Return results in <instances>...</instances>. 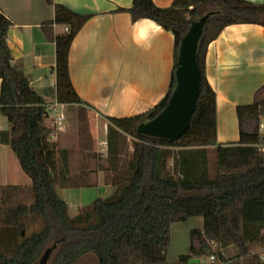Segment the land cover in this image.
<instances>
[{
  "label": "trees",
  "instance_id": "obj_1",
  "mask_svg": "<svg viewBox=\"0 0 264 264\" xmlns=\"http://www.w3.org/2000/svg\"><path fill=\"white\" fill-rule=\"evenodd\" d=\"M53 7L51 24L67 31L50 37L55 45V101L82 102L70 83V44L88 15ZM134 20H149L174 38V71L165 97L145 114L107 119L108 153L116 152L118 136L132 139L131 167L118 170L110 160L112 194L97 198L74 217L59 190L67 188V151L50 141L45 101L34 93L24 74L12 64L6 33L12 25L0 13V115L9 125L4 141L14 154L28 188L0 186V264H35L47 246L58 243L48 264H73L94 254L98 264H169L170 228L200 218L189 233V252L174 264H264V86L250 105L237 106V143H216V95L205 76L208 45L231 25L264 27V4L246 0H174L161 9L152 0H132ZM207 17L196 49L199 94L189 130L177 141L137 134L166 107L175 88L179 47L191 23ZM18 99L21 103H18ZM111 158V157H110ZM113 160V159H112ZM233 247V258L224 251ZM213 263L194 262L209 259ZM263 256V257H262Z\"/></svg>",
  "mask_w": 264,
  "mask_h": 264
},
{
  "label": "crops",
  "instance_id": "obj_2",
  "mask_svg": "<svg viewBox=\"0 0 264 264\" xmlns=\"http://www.w3.org/2000/svg\"><path fill=\"white\" fill-rule=\"evenodd\" d=\"M152 1L156 7L166 9L174 0ZM246 1L264 4V0ZM53 3L89 16L73 38L68 53L70 83L82 102L80 105L55 102V45L49 38L65 33V27L51 24L53 7L45 0H0V13L12 23L6 33L12 64L24 74L31 90L45 105L56 103L54 110L47 113L45 123L51 130L50 141L57 149L67 151L70 186L59 193L68 205L69 216L74 217L86 207L81 205L79 192L98 186L104 191L113 190L100 182L112 174L107 170L110 160L120 169V144L127 136L119 134L117 150L110 155L107 145L102 147L106 144L103 135L110 125L107 119L145 114L165 97L174 71V38L149 20H134L130 14L117 11L129 9L132 0ZM205 76L216 95V143H237L235 109L252 104L255 92L264 86V27L237 24L224 28L207 47ZM5 120L0 115V186L10 185L7 181L13 180L28 188L30 180L4 143L8 128ZM79 128L83 130L79 132ZM126 141L129 143V138ZM128 151L132 154V143ZM91 160H100L101 164L89 169L86 161ZM89 179L93 181L88 183Z\"/></svg>",
  "mask_w": 264,
  "mask_h": 264
},
{
  "label": "water",
  "instance_id": "obj_3",
  "mask_svg": "<svg viewBox=\"0 0 264 264\" xmlns=\"http://www.w3.org/2000/svg\"><path fill=\"white\" fill-rule=\"evenodd\" d=\"M206 19L193 21L181 41L174 73L176 84L165 109L153 120L138 126L137 134L177 141L189 130L200 83L195 55ZM18 103H21L19 99ZM57 244L47 246L35 264H48Z\"/></svg>",
  "mask_w": 264,
  "mask_h": 264
},
{
  "label": "rangeland",
  "instance_id": "obj_4",
  "mask_svg": "<svg viewBox=\"0 0 264 264\" xmlns=\"http://www.w3.org/2000/svg\"><path fill=\"white\" fill-rule=\"evenodd\" d=\"M44 1V0H43ZM43 5L44 2H43ZM44 7V6H43ZM7 129L5 128V135L6 140L9 139V125L5 120ZM83 130L79 128V132ZM86 130V128H85ZM103 134V133H102ZM129 137H124L123 141L121 142L122 147V158L120 164V171L127 172L130 169L131 163V154L128 151L129 144L132 143V139L129 138V143L126 141ZM102 140L106 142V135H103ZM106 148V144L102 146ZM109 161V160H108ZM115 162L114 160H111ZM89 169H95L96 165L101 164L100 160H91L86 161ZM112 175V174H111ZM111 175L106 176L100 183L101 185L111 186ZM9 177V176H8ZM12 177V176H11ZM1 178V176H0ZM10 178V177H9ZM93 179H89L87 182L91 183ZM8 184H14V186H19L21 183L19 181L8 180ZM113 190L111 191H104V188L98 186L97 188L85 189L79 192V200L82 206L90 205L95 198H107L112 194ZM81 195V197H80ZM87 200V203H86ZM202 220L200 218L191 219L185 223H177L173 224L170 228V246L166 253V260L169 264H174L180 255H186L189 252V233L191 230L201 227ZM264 252V251H263ZM235 249L230 247L224 251V256L226 258H233L235 256ZM263 257V256H262ZM194 262H201V263H208L209 259H202V260H193ZM73 264H98V261L94 254L88 253L83 255Z\"/></svg>",
  "mask_w": 264,
  "mask_h": 264
},
{
  "label": "built area",
  "instance_id": "obj_5",
  "mask_svg": "<svg viewBox=\"0 0 264 264\" xmlns=\"http://www.w3.org/2000/svg\"><path fill=\"white\" fill-rule=\"evenodd\" d=\"M67 31V29L65 28V32ZM56 102V101H55ZM56 107V103H54L53 105H45V111L47 113H49L50 111L54 110V108ZM263 129V125L260 124L259 126V130L261 131ZM261 149V152L264 154V141L262 142V144L259 146ZM214 256H210L209 257V262L213 263L214 262Z\"/></svg>",
  "mask_w": 264,
  "mask_h": 264
}]
</instances>
